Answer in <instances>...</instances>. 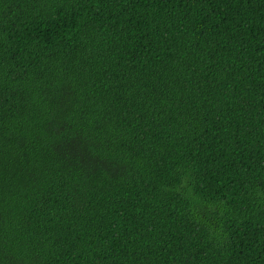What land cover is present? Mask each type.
Returning a JSON list of instances; mask_svg holds the SVG:
<instances>
[{"label": "trees", "instance_id": "trees-1", "mask_svg": "<svg viewBox=\"0 0 264 264\" xmlns=\"http://www.w3.org/2000/svg\"><path fill=\"white\" fill-rule=\"evenodd\" d=\"M0 264H264V0H0Z\"/></svg>", "mask_w": 264, "mask_h": 264}]
</instances>
